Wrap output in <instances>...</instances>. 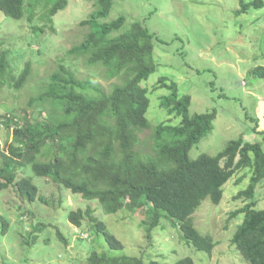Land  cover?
<instances>
[{"label": "rangeland", "instance_id": "obj_1", "mask_svg": "<svg viewBox=\"0 0 264 264\" xmlns=\"http://www.w3.org/2000/svg\"><path fill=\"white\" fill-rule=\"evenodd\" d=\"M38 1L26 0L20 20L0 12V62L5 56L10 64L0 74V116L27 115L41 120L51 113L30 106V101L59 71L60 58L66 60L68 51L94 30L83 22L100 12L99 0H68L67 8L52 17L43 7H30ZM240 8V0H112L111 10L99 20L100 24L111 23L125 17L123 28L112 37L129 32L137 22L156 35L157 70L142 83L149 92L147 118L153 127L181 121L161 107L162 99L171 94L161 86L162 80L176 83L180 97H191V115L217 111L212 133L190 151L192 160L203 154L214 157L240 138L261 143L264 150L263 135L253 132L255 120L259 131H264V79L253 71L264 66V8L237 15ZM28 63L31 77L16 90L11 78L19 77ZM75 67L79 79L94 78L105 90L122 84L121 79H109L101 66H88L84 59ZM150 135L148 131L144 138L148 140ZM0 142L8 152L12 128L0 126ZM29 170L19 169L16 182L30 178L39 189L36 201L20 195L16 185L0 191V264H86L94 251L109 257H136L145 264H176L185 258H192L195 264H251L232 242L244 220V215L234 218L232 214L249 203L245 198L236 199L250 184V174L245 171L225 186L219 205L207 199L193 215L196 229L216 243L209 255L188 245L178 226L167 218L149 237L142 226L146 218L140 212L123 209L109 215L97 200H85L50 179L37 177L31 166ZM41 197L45 199L41 201ZM255 201L257 209H264V182L256 189ZM89 207L123 249L111 250L91 228L89 219L82 227L70 222L72 211Z\"/></svg>", "mask_w": 264, "mask_h": 264}, {"label": "trees", "instance_id": "obj_2", "mask_svg": "<svg viewBox=\"0 0 264 264\" xmlns=\"http://www.w3.org/2000/svg\"><path fill=\"white\" fill-rule=\"evenodd\" d=\"M68 2L39 0L30 7H43L54 17L67 8ZM25 4L26 0H0V12L20 20L25 15ZM240 5L237 15L263 9L264 0L251 3L240 0ZM111 7L112 0H99L100 12L83 22L94 30L82 44L68 51L66 60L60 58L59 71L30 101L29 105H37L41 112L50 109L46 118L0 116V126L13 129L8 152L0 142V191L16 185L20 195L36 201L39 189L30 178L16 182L17 171L25 168L30 172L31 166L37 177L50 179L85 200H97L109 215L123 209L133 214L140 212L146 218L142 226L149 237L167 218L178 226L188 245L210 255L216 243L196 229L193 215L207 199L219 205L225 186L238 172L245 171L250 174V184L236 199L245 198L249 203L232 214L234 218L244 215L232 242L248 262L264 264V209H257L255 201L256 189L264 182L261 143L240 138L229 142L214 157L203 154L192 160L190 151L212 133L217 111L191 115V97H180L178 85L168 84L167 80H162L161 86L171 90V94L162 99L161 107L181 121L178 125L169 121L153 127L147 118L149 92L142 83L157 70L154 60L157 37L139 22L129 32L112 37L123 28L126 19L100 24L99 20L106 17ZM82 59L88 66H101L109 79H121L122 84L109 91L94 78L79 79L73 67L77 68ZM9 65L3 56L0 74ZM253 71L264 79V66ZM31 74L28 63L19 77L11 78L14 89H22ZM255 123L253 132L264 137L257 120ZM148 131L151 135L147 140L144 136ZM44 199L41 197V201ZM69 219L76 227H82L84 220L89 219L91 228L103 236L111 250L123 249L121 241L108 231L92 208L72 211ZM59 237L64 241L61 234ZM86 262L145 264L136 257H109L96 251L91 252ZM176 264L195 262L185 258Z\"/></svg>", "mask_w": 264, "mask_h": 264}]
</instances>
